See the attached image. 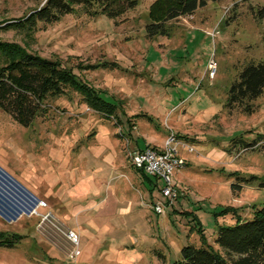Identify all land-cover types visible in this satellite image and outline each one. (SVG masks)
Here are the masks:
<instances>
[{"label": "rangeland", "instance_id": "obj_1", "mask_svg": "<svg viewBox=\"0 0 264 264\" xmlns=\"http://www.w3.org/2000/svg\"><path fill=\"white\" fill-rule=\"evenodd\" d=\"M46 1L0 0V41L59 60L119 109L107 117L72 88L48 97L29 127L0 109V232L22 236L0 245V264H172L183 246H200V227L221 251L218 227L237 223L223 207L249 220L264 206V139L236 145L264 134V93L252 113L227 106L243 67L264 60V0L210 1L154 38V0L116 19L78 6L32 30L15 25ZM171 133L189 147L175 174L179 199L160 215L151 206L160 189L143 188L127 155ZM236 171L258 179L234 191Z\"/></svg>", "mask_w": 264, "mask_h": 264}, {"label": "trees", "instance_id": "obj_2", "mask_svg": "<svg viewBox=\"0 0 264 264\" xmlns=\"http://www.w3.org/2000/svg\"><path fill=\"white\" fill-rule=\"evenodd\" d=\"M142 0H47L35 9L20 27L35 29L38 22L53 23L65 14L73 13L78 6L90 16L107 15L118 18L136 8ZM210 1L218 0H154L148 10L149 21L146 35L154 38L167 35L169 24L182 16L192 15ZM0 109L9 114L17 123L29 127L45 109V101L53 95L64 93L66 88L79 92L92 109L107 116L117 117L118 105L107 100L101 93L81 81L71 68L59 60L47 58L31 52L21 45L0 41ZM264 93V60L250 61L239 72L228 90L227 106L232 109L242 107L248 113L254 112L252 101ZM264 139L259 134L252 141L240 138L236 145L244 148L256 146ZM153 191L156 179L136 169ZM238 182L232 183L234 191L258 179L256 175L242 176L233 172ZM264 187V181L260 183ZM239 207L227 205L222 213L237 218L234 225H220L215 243L216 250L206 238L202 227L198 232L200 246L187 244L181 249V257L172 264H264V206L255 207L253 217L244 219ZM22 239L18 233L11 235L0 232V245L14 247Z\"/></svg>", "mask_w": 264, "mask_h": 264}, {"label": "built area", "instance_id": "obj_3", "mask_svg": "<svg viewBox=\"0 0 264 264\" xmlns=\"http://www.w3.org/2000/svg\"><path fill=\"white\" fill-rule=\"evenodd\" d=\"M211 67L215 72L214 62ZM188 147L187 142L171 133L161 147L148 146L144 149L128 150V157L134 168L143 171L159 183L160 197L155 199L151 206L160 215L165 214L179 199L181 190L175 180V174L185 164V159L181 157V149ZM189 150L193 151V147L191 146ZM69 236L72 241L78 243V237L74 231H71ZM79 252V249L75 248L71 258H76Z\"/></svg>", "mask_w": 264, "mask_h": 264}, {"label": "crops", "instance_id": "obj_4", "mask_svg": "<svg viewBox=\"0 0 264 264\" xmlns=\"http://www.w3.org/2000/svg\"><path fill=\"white\" fill-rule=\"evenodd\" d=\"M146 147H148V146H146ZM146 147H144V148H146ZM144 148H141V149H144ZM127 157H128V155H127ZM128 159H129V157H128ZM129 160H130V159H129ZM130 162H131V161H130ZM137 172L139 173L140 177L142 178V185H143V188H145V189L147 190V192L150 191L151 194H154V192L156 191L157 187L159 186V183L156 181L157 186H156V188L153 189V191H151V190H150V186H149L148 183L145 181V179L142 177L141 173H140L139 171H137ZM158 194H159V193H158Z\"/></svg>", "mask_w": 264, "mask_h": 264}, {"label": "water", "instance_id": "obj_5", "mask_svg": "<svg viewBox=\"0 0 264 264\" xmlns=\"http://www.w3.org/2000/svg\"><path fill=\"white\" fill-rule=\"evenodd\" d=\"M11 181H13V180H11ZM13 182H14V181H13ZM14 184L21 188V186H20L17 182H14ZM8 194H9V193H8ZM9 195H10V194H9ZM17 196H18V195H17Z\"/></svg>", "mask_w": 264, "mask_h": 264}, {"label": "bare ground", "instance_id": "obj_6", "mask_svg": "<svg viewBox=\"0 0 264 264\" xmlns=\"http://www.w3.org/2000/svg\"><path fill=\"white\" fill-rule=\"evenodd\" d=\"M2 189H4V188H2ZM71 237V236H70Z\"/></svg>", "mask_w": 264, "mask_h": 264}]
</instances>
